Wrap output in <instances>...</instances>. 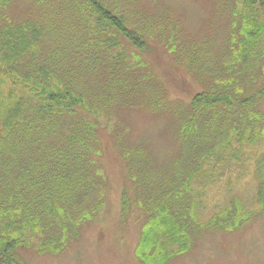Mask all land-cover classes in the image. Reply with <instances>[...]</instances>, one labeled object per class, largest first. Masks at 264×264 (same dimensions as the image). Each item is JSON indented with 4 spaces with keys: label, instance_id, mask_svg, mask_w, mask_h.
<instances>
[{
    "label": "rangeland",
    "instance_id": "obj_1",
    "mask_svg": "<svg viewBox=\"0 0 264 264\" xmlns=\"http://www.w3.org/2000/svg\"><path fill=\"white\" fill-rule=\"evenodd\" d=\"M100 1L143 40L140 48L111 27L91 28L96 13L84 0H10L0 5V27L5 20L18 26L38 23L47 35L39 57L50 64L55 52L65 58V69L72 73L63 74V83L73 85L85 99L78 110L92 134L89 160L96 166L100 187L91 188L83 204L73 206L71 218L61 221L71 227L55 231V246L47 245L53 238L43 233L18 247L15 255L22 264H145L138 249L150 217L140 211L141 205L155 187L161 192L177 173L183 174L176 166L177 161H186L179 134L194 97L212 90L220 78L238 80L245 99L264 89V38L263 46L254 49L256 56L236 62L233 58L246 19L241 0ZM78 3L92 18L88 26L92 33L82 50L80 39L87 32L81 28ZM20 90L0 73V128ZM257 112L264 115V96L257 101ZM73 117L63 115L60 124L80 118ZM241 123L240 118L232 120L225 136L238 127L245 132L244 140L235 137L232 147H220L216 154L222 157L202 169L214 166L216 171L207 187L195 188L193 215L199 227L192 229L188 246H175L176 255L163 264H264V216L258 206L264 137L251 141L264 119L253 131L249 123ZM49 141L56 144V136ZM241 147L244 161L233 163L231 172L220 177L225 157ZM81 207L88 210L84 217ZM230 208H238L244 222L229 229L224 222L217 223ZM43 245L55 252L40 250Z\"/></svg>",
    "mask_w": 264,
    "mask_h": 264
},
{
    "label": "trees",
    "instance_id": "obj_2",
    "mask_svg": "<svg viewBox=\"0 0 264 264\" xmlns=\"http://www.w3.org/2000/svg\"><path fill=\"white\" fill-rule=\"evenodd\" d=\"M9 1L0 0V5ZM84 1L87 8L90 5L96 13V17L92 16L97 26L91 28L111 27L134 47L142 46L143 40L124 24L122 17L100 0ZM241 4L246 19L243 39L237 42L239 47L233 55L235 62L253 57L254 49L264 38V0H241ZM82 6L81 28L87 33L80 39L81 49L78 47L77 50L86 46L84 40L92 33L88 28L92 18L85 16ZM46 36L45 28L35 22L18 26L5 20L0 27V73L4 81L21 88L0 128V264H22L15 250L25 246L35 234L47 233L53 238L47 245L55 246V231L65 232L71 227V223L61 221L71 218L73 206L83 204L91 188L99 187L93 171L96 166L89 160V135L92 134L89 127L83 125L86 117L78 110V107H84V96L74 90L73 85L63 83L62 77L71 72L65 69V58L60 59L55 52L54 64H50L48 59L43 61L39 57V46L42 40H47ZM238 83L234 78H220L212 90L208 88L197 94L183 114L179 142L184 143L182 153L186 161L176 163L183 174L177 173L176 179L166 188H160L161 192H158L159 186L155 187L145 206L141 205L143 209L139 208L150 217L149 223L144 225L147 230L138 249L145 264H163L168 256L176 255L175 246L180 244L182 249L188 246L192 229L199 227L193 215L195 188L207 187L216 171L214 166L202 170L204 165L220 156L216 154L220 147H232L235 137L237 141L244 140L245 132L238 127H232L225 136L229 123L240 118L241 125L249 123L252 131L256 124L261 125L264 115L254 113V108L264 96V89L245 99V91ZM63 115L79 116L80 120L75 118L77 121L63 126L60 124ZM55 136L56 144L50 143L49 139ZM263 137L264 126H260L259 133L251 141ZM188 151L191 154L187 157ZM241 151L242 147L225 155L228 157H225V164L222 162L220 177L231 172L233 163L241 165L244 161L243 155H239ZM92 178L96 180L90 183ZM258 206L264 216V175L258 192ZM83 207L80 210L82 217L88 211ZM226 214L230 215L224 217ZM219 219L216 223L227 224L229 229L232 224L239 226L244 222L239 219L238 208L228 209ZM47 245L41 246L40 250L55 252L51 246L45 247ZM149 253H153L154 258H149Z\"/></svg>",
    "mask_w": 264,
    "mask_h": 264
}]
</instances>
